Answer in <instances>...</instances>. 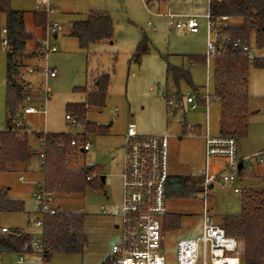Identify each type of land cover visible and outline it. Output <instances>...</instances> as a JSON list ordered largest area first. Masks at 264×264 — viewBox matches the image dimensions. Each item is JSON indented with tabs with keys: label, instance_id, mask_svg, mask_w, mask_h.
<instances>
[{
	"label": "rangeland",
	"instance_id": "rangeland-1",
	"mask_svg": "<svg viewBox=\"0 0 264 264\" xmlns=\"http://www.w3.org/2000/svg\"><path fill=\"white\" fill-rule=\"evenodd\" d=\"M10 6L23 12L24 24L29 29L31 12L38 8L37 0H10ZM52 6L55 11L47 15L44 26L28 31L34 44L26 52L42 55L38 56L33 69L34 78L30 80V85L35 88L30 104L45 109L44 114L29 115V125L35 130L44 129L48 133L65 132L79 136L84 132L83 128L65 119L66 105L84 101V93L74 89L90 86L91 73L99 70L109 76L104 105L90 107L86 114L89 121L102 125L111 123L109 131L90 134L89 150L77 149L71 164L97 165V176L90 181L92 186L88 185L83 193L56 194L60 210H79L85 214L88 244L80 254L54 253L44 258L36 251L2 252L0 264L106 263L111 255V247L118 238L116 224L117 208L121 200V142L128 123H134L139 134H169L168 170L170 173L183 175L197 174L203 165L204 145L202 138L196 133L180 139L174 138V135H180L182 123L198 125L202 134L207 121L211 135L216 136L218 133L219 102L212 98V60H209L207 70L205 64L190 63L186 56L207 53L205 14L208 11V0H52ZM89 8L109 12L113 21V38L81 49L76 38L69 34V21L73 17H85ZM167 11L179 15L181 19L195 15L199 23L198 32L189 33L169 25L164 14ZM47 20L58 22L62 25V30L56 37H48V44L55 46L57 50L43 54L39 39L43 37ZM240 22L238 18H230L225 23H217V26L221 28ZM4 24L5 14L0 11V32ZM143 37L147 39L148 50L136 61L133 54ZM29 44L31 41L27 42L26 49ZM249 46L255 57H264V47H257L254 35H251ZM5 57V51L0 49V130L6 127ZM168 64L188 69L191 83L197 87L196 93H204L207 118L205 104L200 103V100L196 102L195 109L189 108L185 103L181 107L167 106L166 98L161 97L165 92L180 93L182 96L195 93L187 83L181 81L176 85L166 75ZM45 66L53 69L55 76L45 74ZM206 90L209 96L205 94ZM248 90V127L246 133L238 138L237 155L248 156L249 159L240 172V177L243 178H237L234 186L250 187L244 188L245 191H260L264 189V160L258 162L250 155L264 151V68L258 69L250 65ZM30 137L32 136H29L32 150L38 151L39 146ZM32 154L26 163L28 172L22 173L23 180L19 179L20 171L0 173V188L9 187L8 197L21 199L24 203L22 212L0 213V227L35 230L32 225L33 192L36 182L42 180L43 173L42 167L41 172L38 170L41 162ZM101 175L104 177L103 182ZM217 181L216 179L214 186L209 189L205 205L199 192L195 196L191 193L186 197L167 199V209L178 212L181 216L179 227L166 232L162 251L169 260L174 258L178 239L195 237L201 233L204 216L207 221L220 225L222 217L240 213L241 193L234 192L230 185L221 187ZM103 210L108 213H103ZM20 257L22 261H19Z\"/></svg>",
	"mask_w": 264,
	"mask_h": 264
},
{
	"label": "trees",
	"instance_id": "trees-1",
	"mask_svg": "<svg viewBox=\"0 0 264 264\" xmlns=\"http://www.w3.org/2000/svg\"><path fill=\"white\" fill-rule=\"evenodd\" d=\"M0 11L5 14V28L11 45V51L6 54V75L4 83V110L6 127L0 130V173L19 171L18 166L24 165L33 153L29 136L37 141L42 135H19L11 127L10 119L16 114L22 103L23 86L15 79L18 74L15 57L25 49L26 42L32 35L25 29L23 12L11 8L10 0H0ZM208 11L217 22L222 16L238 18L239 24L216 27L215 38L217 55L212 59V94L219 102L218 135L230 136L238 140L248 127L249 118V90L248 72L254 68H264V57L248 59L242 54L241 45L250 44L251 35L255 37L257 47H264V0H209ZM45 14L33 11V22L37 27H43ZM69 34L77 39L81 49H87L91 44L113 38V22L111 17L100 11H91L86 18L75 20L70 24ZM239 41L237 47L233 42ZM147 39L143 37L137 44L133 59L147 52ZM190 63L205 64V54L186 55ZM166 75L178 85L183 81L191 86L196 93L197 87L192 85L190 72L183 67L167 65ZM92 84L88 87L74 90L84 93V101L67 103L66 114H70L75 123L83 128L84 133H107L110 124L102 125L86 118L90 107H102L108 89L109 76L106 72L91 73ZM180 96V93H177ZM180 100V97H179ZM202 103L203 100L200 99ZM9 126V127H8ZM185 126V123H183ZM195 132L196 129L190 130ZM74 136L65 132H49L45 136L46 148L44 161L41 164L43 181L46 189L55 194L83 193L88 185L92 186L94 178L87 180V176H97L98 166L83 164L73 166L75 152L80 149L71 145ZM79 141L85 137L77 136ZM81 150V149H80ZM82 151V150H81ZM241 168L238 170L240 175ZM167 197H186L202 189L200 175H168L166 180ZM240 196L241 210L236 215L222 217L221 226L227 235L239 241V252L242 264H262L264 261V189L242 190ZM24 211V203L19 199L8 197L7 189L0 188V213H14ZM180 213L169 212L166 215V230L179 227ZM85 214L82 211L59 210L54 214H47L42 219V258L49 254L82 253L88 244L85 231ZM18 231V230H14ZM19 230V234L1 233L0 253L2 252H33L31 234ZM38 252V251H36ZM106 264V263H102Z\"/></svg>",
	"mask_w": 264,
	"mask_h": 264
},
{
	"label": "built area",
	"instance_id": "built-area-1",
	"mask_svg": "<svg viewBox=\"0 0 264 264\" xmlns=\"http://www.w3.org/2000/svg\"><path fill=\"white\" fill-rule=\"evenodd\" d=\"M209 1V0H208ZM38 8L45 15L53 12L52 0H37ZM167 22L176 29L189 33H196L199 29V23L195 15H189L181 19L175 13H166ZM207 19V53L205 54V65L208 70L209 60L217 55L215 32L217 23L226 22L228 17L222 16L216 22L206 12ZM62 26L56 21H47L43 34L42 53L56 51L55 46L48 44V37L60 31ZM211 34L214 36L211 37ZM239 41L233 42L237 47ZM242 54L248 59L255 58L254 52L247 44L240 46ZM0 49L5 52L11 51V45L7 37L6 28L0 32ZM44 72L49 76H55V72L47 67ZM207 89V87H206ZM207 92V93H206ZM205 94L209 96L206 90ZM166 98L169 108L176 107L182 100L189 108L195 109L196 102L200 99L205 104L207 118V104L204 93H194V95L178 96L177 93L165 92L161 95ZM180 97V100H179ZM30 95L23 96L22 103L18 106L16 114L10 119L11 127L19 135H33L38 132L42 136L37 139L39 146L38 157L41 164L44 161L46 148L45 136L47 131H35L24 120V115L32 113H44L41 109L30 104ZM212 98L215 97L212 94ZM201 103V102H200ZM65 119L72 124H76L70 114H65ZM191 129L193 125L186 124ZM89 133L79 134L85 137L84 141H79L77 135L70 141L71 145L87 151L90 143L86 140ZM204 164L199 175L202 178V189L199 191L203 203L207 202L208 191L214 181L217 179L221 187L232 186L234 192H241L237 186L238 165L241 167L248 161V156L237 155V140L230 136H212L204 133ZM167 134L162 135H144L139 134L136 125L128 123L123 135L122 147V169H121V201L117 208L118 238L111 247V255L106 264H242V257L239 252V241L230 235H227L224 228L212 222L207 221L204 216L202 230L198 236L180 238L176 242V252L174 258L169 260L164 254L166 241L165 220L169 210L166 206L168 197L166 196V180L168 177L167 164ZM254 160L261 162L264 160V151L250 155ZM225 158L226 164L217 173L210 170V163L215 158ZM96 177L95 174L87 176L86 179ZM22 179V177H20ZM194 196L196 193H192ZM60 207L56 202V194L46 189L43 179L36 182L33 193V220L32 225L35 228L29 232L32 236L31 247L42 253V219L47 214H54ZM107 214L108 211L103 210ZM0 232L4 234L15 233L7 227H1ZM19 261H22L20 258ZM264 264V261L262 262Z\"/></svg>",
	"mask_w": 264,
	"mask_h": 264
},
{
	"label": "crops",
	"instance_id": "crops-1",
	"mask_svg": "<svg viewBox=\"0 0 264 264\" xmlns=\"http://www.w3.org/2000/svg\"><path fill=\"white\" fill-rule=\"evenodd\" d=\"M145 1H147V0H145ZM53 7V6H52ZM39 8H36V10H38ZM34 11V10H33ZM33 11L31 12V22H30V28L29 29H27L26 28V26H25V24H24V26H25V28H26V30L27 31H32V30H36L37 28H41V27H37V26H35L34 25V22H33ZM38 11H41V10H38ZM53 11H55V8L53 7ZM91 11H100V12H105V13H107L110 17H111V15L109 14V12L107 11V10H105V9H99V8H89L88 10H87V12H86V14H85V17H83V18H72L70 21H69V23L71 24L73 21H75V20H79V19H84V18H86V16L91 12ZM166 13H169V11H167V12H165L164 14L166 15ZM46 16V18H47V15H45ZM112 19V18H111ZM23 20H24V18H23ZM48 21V20H47ZM113 22V21H112ZM62 26V25H61ZM2 28H5V24H4V27H2ZM62 30V29H61ZM60 30V31H61ZM70 30V29H69ZM60 31H58V32H60ZM58 32H56L55 34H53V36L54 37H56L57 36V33ZM42 33H43V31H42V29H41V35H42ZM77 40V39H76ZM29 41H31V44H29V47L26 49V45H27V42H29ZM26 42V45H25V51L23 50V51H21V52H19V53H16L13 57H15V61H16V64H17V70H18V74L16 75V79H17V82L18 83H20L22 86H23V90H24V93L25 94H29L30 95V102L33 100V91H35V88H33L31 85H30V80L32 81V78H34V75H33V69L35 68V64H37V59H38V56H42V55H36V54H28L26 51L27 50H30V49H32V46H33V44H34V41H32V38L31 39H29L28 41ZM39 42H40V45H42V42H43V37L41 36V38L39 39ZM77 44H78V42H77ZM79 47V46H78ZM26 52V53H25ZM20 61H22V63L20 62ZM45 67H47V66H45ZM45 67H43V71H44V68ZM48 68V67H47ZM50 69V68H49ZM51 70H53V69H51ZM54 71V70H53ZM55 72V71H54ZM98 72H99V70H98ZM46 74V73H45ZM5 75H6V57H5V64H4V83H5ZM48 75V74H47ZM46 75V76H47ZM199 94V93H198ZM182 105H184V102L182 101V100H180L178 103H177V105H176V107H181ZM38 113H41V112H38ZM32 114H34V113H32ZM44 114V113H43ZM29 115H31V114H26V115H24V120H25V122L27 123V124H29L28 123V121H29V118H28V116ZM137 128V127H136ZM193 128H195L196 129V131L195 132H192V131H190V130H192ZM33 129V128H32ZM33 130H35V129H33ZM44 129H42V130H35V131H43ZM206 130L208 131V133L209 134H211L210 133V131H209V127H208V124H207V121H206V125H205V131L201 134L200 133V129H199V127H198V125H194L191 129H189V128H187L186 127V123H185V126H183V123H182V125H181V132H180V135H174L173 137L174 138H182V137H186V136H189V135H191L192 133H196V134H199L200 135V137L202 138V140H203V145H204V133L206 132ZM46 131V130H45ZM90 134H93V133H89L88 135H87V137H86V140L88 141V136L90 135ZM123 135L124 134H122V137H123ZM168 135V138H167V146H168V140H169V137H171L169 134H167ZM217 135H218V133H217ZM30 138H32L33 139V137H30ZM34 140V139H33ZM34 141H36V140H34ZM123 141V140H122ZM36 143H37V141H36ZM122 143V142H121ZM33 151V154L32 155H34L35 157H36V159L39 161V163H40V159H39V157H38V151H36V150H32ZM83 151V150H82ZM237 153H238V140H237ZM240 156V155H239ZM205 158V157H204ZM27 163V162H26ZM167 164H168V149H167ZM203 164H204V160H203ZM226 164V159L225 158H222V157H220V158H215V159H213L212 161H211V163H210V170L212 171V172H214V173H217L222 167H224V165ZM40 165V164H39ZM203 167V165L200 167V169H199V171L197 172V175H199V173H200V170H201V168ZM244 167V165L241 167V169ZM27 166H26V164H24V165H19L18 166V169H19V171L21 172V174H20V176H19V179H20V177H22V179H20V180H23V174L22 173H27L28 172V170H27ZM40 172H41V166L39 167V169H38ZM42 173V172H41ZM171 174H179V175H183V174H180V173H170L169 172V170H168V175H171ZM238 175V178H240V179H242L243 177H240V175L239 174H237ZM120 176H121V174H120ZM43 177V176H42ZM239 179V180H240ZM238 180V181H239ZM217 183H218V181H217ZM219 184V183H218ZM214 186V183L211 185V187L210 188H212ZM240 188V187H239ZM244 188H250V187H243V188H240L241 189V191L244 189ZM8 189H10L9 187L7 188V194H8ZM34 193V192H33ZM121 193H122V188H121ZM236 193H238V192H236ZM10 198V197H9ZM171 197H168V199H170ZM12 199H17V198H12ZM19 200H21V199H19ZM121 201V200H120ZM170 212V211H169ZM178 213V212H177ZM32 214H33V212H32ZM1 227H4V226H1ZM0 227V228H1ZM14 230H21L22 231V229H17V228H14ZM21 258V257H20ZM19 258V259H20ZM22 259V258H21Z\"/></svg>",
	"mask_w": 264,
	"mask_h": 264
},
{
	"label": "water",
	"instance_id": "water-1",
	"mask_svg": "<svg viewBox=\"0 0 264 264\" xmlns=\"http://www.w3.org/2000/svg\"><path fill=\"white\" fill-rule=\"evenodd\" d=\"M238 168H241V164L238 165ZM100 179H101L102 182L104 181V177L102 175L100 176ZM0 236H1V232H0Z\"/></svg>",
	"mask_w": 264,
	"mask_h": 264
}]
</instances>
